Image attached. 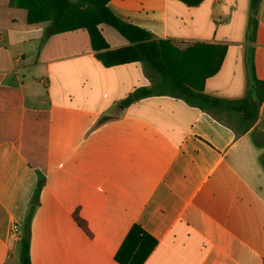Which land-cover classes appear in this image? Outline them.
Instances as JSON below:
<instances>
[{
	"label": "crops",
	"instance_id": "obj_1",
	"mask_svg": "<svg viewBox=\"0 0 264 264\" xmlns=\"http://www.w3.org/2000/svg\"><path fill=\"white\" fill-rule=\"evenodd\" d=\"M9 2L0 0V264H20L40 178L31 264H264V101L244 134L235 113L214 118L173 96L123 107L152 85L141 63L104 66L84 29L43 41L46 28ZM108 5L169 41L179 72L210 95L248 94L251 57L264 80V0L254 40L251 0ZM106 27L112 49L129 45ZM219 46L221 67L207 76Z\"/></svg>",
	"mask_w": 264,
	"mask_h": 264
},
{
	"label": "trees",
	"instance_id": "obj_2",
	"mask_svg": "<svg viewBox=\"0 0 264 264\" xmlns=\"http://www.w3.org/2000/svg\"><path fill=\"white\" fill-rule=\"evenodd\" d=\"M111 0H10L13 8L23 9L27 13L28 24L47 23L43 41L66 32L84 29L88 32L91 48L96 58L106 67L139 62L144 66L146 75L152 82L150 87L136 89L120 103L123 107L141 99L167 95L180 98L191 106L210 113L214 118L224 113H235L245 124L241 134L246 133L258 118L259 107L264 101V80L257 78L253 57L250 58L252 76L251 91L239 99H227L204 92L203 87L195 86L178 68V56L169 41L155 38L144 28L127 22L117 16L109 7ZM189 7H195L204 0H179ZM259 0H251L253 16L250 18L248 36L255 39L258 23L255 14ZM106 24L117 30L129 41V45L112 49L101 32L100 25ZM216 62L207 72L214 75L221 67L226 48L216 47ZM174 53V54H173ZM214 58V57H213ZM45 181L40 178L34 191L21 234L20 264H31L30 225L37 208L41 189ZM77 221L86 227L84 221Z\"/></svg>",
	"mask_w": 264,
	"mask_h": 264
},
{
	"label": "rangeland",
	"instance_id": "obj_3",
	"mask_svg": "<svg viewBox=\"0 0 264 264\" xmlns=\"http://www.w3.org/2000/svg\"><path fill=\"white\" fill-rule=\"evenodd\" d=\"M40 26H43L44 28H46L48 26V24L47 23H42ZM106 28H110L111 30H113L114 32H116V34H119L117 31H115V29H113L112 27H109L108 25H107Z\"/></svg>",
	"mask_w": 264,
	"mask_h": 264
},
{
	"label": "built area",
	"instance_id": "obj_4",
	"mask_svg": "<svg viewBox=\"0 0 264 264\" xmlns=\"http://www.w3.org/2000/svg\"><path fill=\"white\" fill-rule=\"evenodd\" d=\"M17 231V230H16Z\"/></svg>",
	"mask_w": 264,
	"mask_h": 264
}]
</instances>
